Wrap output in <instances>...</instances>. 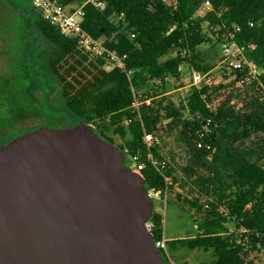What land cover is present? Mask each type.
Segmentation results:
<instances>
[{
    "label": "trees",
    "instance_id": "16d2710c",
    "mask_svg": "<svg viewBox=\"0 0 264 264\" xmlns=\"http://www.w3.org/2000/svg\"><path fill=\"white\" fill-rule=\"evenodd\" d=\"M58 2L70 11L83 7V28L126 56V70L108 71L103 58L83 50L77 38L29 7L33 26L54 45L45 69L59 85L62 110L99 128L131 162L137 156L138 163L146 166L134 169L146 179V188L160 191L164 199L167 195V203L194 219L196 234L168 239L172 253L182 247L211 253L213 260L201 264H248L252 252L264 249V0ZM207 2L208 11L198 18ZM231 41L243 47L244 55L260 70L258 81L243 85L249 98H242L240 108L233 103L232 86L241 72L233 75L231 83L226 76L220 84L192 85L180 106L159 96L172 90V79L182 78L184 64L199 74L211 71L215 62L208 53L215 50L223 55ZM150 84L153 88L147 89ZM52 95L46 102L49 111L56 112ZM28 100L32 99H24ZM38 103L29 114L0 106V138L5 144L35 128L33 120L52 119L38 114ZM208 119L210 131L201 137ZM163 121L187 153L185 178H179L161 156ZM145 132L154 134L158 143L149 148ZM116 137L123 139V145L115 142ZM199 141L204 142L202 147ZM176 185L182 192L168 198ZM187 204L195 210L194 216ZM150 221L157 242L166 236L163 216L153 211ZM160 252L165 263L170 262Z\"/></svg>",
    "mask_w": 264,
    "mask_h": 264
},
{
    "label": "water",
    "instance_id": "95a60500",
    "mask_svg": "<svg viewBox=\"0 0 264 264\" xmlns=\"http://www.w3.org/2000/svg\"><path fill=\"white\" fill-rule=\"evenodd\" d=\"M90 124L0 146V264H166L146 179Z\"/></svg>",
    "mask_w": 264,
    "mask_h": 264
},
{
    "label": "rangeland",
    "instance_id": "374dc122",
    "mask_svg": "<svg viewBox=\"0 0 264 264\" xmlns=\"http://www.w3.org/2000/svg\"><path fill=\"white\" fill-rule=\"evenodd\" d=\"M29 7H33L31 0H13V3L9 0H0V106L3 105L5 109H22L29 114L35 108V101L38 100V114L52 119H42V121L35 119L32 121L33 127L36 129L71 128L70 126L76 123V119L67 111L62 110L59 85L45 69V60L50 57L54 45L39 35L33 26L32 15L27 12ZM208 9V7L201 9L196 16L202 17ZM204 27L207 28L206 23H204ZM201 48L206 50L207 46ZM208 57L214 60L215 65L206 74H199L196 70L191 71L187 64L182 66V78L172 79L170 83L172 90L165 95H159L167 98L165 103L173 100L176 106H180L182 102H185L187 89L195 85V80H199L195 85L198 87L209 85L207 80L210 78L218 81V83L210 85L224 82L227 77L224 75L226 68L223 64L222 52L210 50ZM228 77L227 83L233 82L234 77ZM150 85L147 89L153 88L154 85ZM232 88L235 91L233 103L238 105L237 108H240L243 103L242 98H249L246 88L239 83H235ZM50 93L53 94L51 98L58 109L56 112L48 109L46 100ZM149 93L155 94L154 91ZM25 98L32 100L26 102ZM151 101L152 99H149L147 104ZM136 106H140V100ZM167 124V121L159 124L161 128V138H159L161 156L177 172L179 178H185L186 174L183 168L188 164V156L184 146L178 142L175 132L167 129ZM92 127L94 128V125ZM114 140L117 144L123 145L122 138L116 137ZM128 158L127 155L126 164L134 168ZM176 192H182L177 185L175 191L169 192L168 198L171 196L176 198ZM166 196L164 199L162 195L157 196L152 193L151 199L153 211L159 212L163 216L166 238L175 239L196 234L197 225L194 219L176 206L167 203ZM186 207L191 210L194 216L195 210H192L188 204ZM171 255L172 262L175 264H201L213 260L211 253L182 247L174 253L171 252ZM172 262H167V264H173ZM248 264H264V249L252 252Z\"/></svg>",
    "mask_w": 264,
    "mask_h": 264
},
{
    "label": "built area",
    "instance_id": "2783aa9c",
    "mask_svg": "<svg viewBox=\"0 0 264 264\" xmlns=\"http://www.w3.org/2000/svg\"><path fill=\"white\" fill-rule=\"evenodd\" d=\"M34 8L39 10L45 19L51 22L53 25L57 26L61 32L69 34L78 39L80 47L86 52L93 56L101 57L105 60V68L108 71H113L115 69L126 70V56H121L117 52L109 49L104 43L94 38L90 35L82 26V21L84 17L83 7H78L74 11L68 10L65 6L60 4L58 0H31ZM101 5V4H100ZM210 7V3L207 2L205 7ZM203 8V9H204ZM243 47L236 45L234 41L226 44L223 49V64L225 65L226 71H224L225 76L232 77L237 72L244 73L238 80L240 85H252L259 80L260 70L247 59L244 55ZM245 70H247L245 72ZM199 80H195L196 85ZM207 83L210 85L212 83H218L213 79H208ZM211 120L208 119L204 125V131L201 133V137L205 136L207 132L210 131ZM144 142L150 148L158 143V138L152 134L145 132ZM204 145L203 141L198 142V146L202 147ZM153 160V156L150 155ZM154 164L156 162L153 160ZM134 167L138 169H144V163H138V157H134V161L131 162ZM133 168V167H132ZM134 169V168H133ZM138 171L137 169H134ZM152 194V192H151ZM153 194L160 196L161 192L156 191ZM147 227L151 232L153 228V223L149 221ZM152 233V232H151ZM159 250H161L167 259L172 262V255L168 245V239L166 236L159 239L156 242ZM175 264V262H172Z\"/></svg>",
    "mask_w": 264,
    "mask_h": 264
},
{
    "label": "flooded vegetation",
    "instance_id": "af4514ba",
    "mask_svg": "<svg viewBox=\"0 0 264 264\" xmlns=\"http://www.w3.org/2000/svg\"><path fill=\"white\" fill-rule=\"evenodd\" d=\"M2 107H3V105H2ZM3 109H4V107H3ZM80 122V120H76V123L73 125V126H70V127H74L75 125H77L78 123ZM3 125V127H4V123L2 124ZM34 129V128H33ZM33 129H30V130H26V132H28V131H32ZM36 129V128H35ZM2 130L4 131V128H2ZM94 130H95V132L96 133H98V135L103 139V140H105V141H108L109 142V140H107V137L101 132V130L99 129V128H94ZM98 131V132H97ZM24 133V132H23ZM21 135V134H20ZM13 139V138H12ZM109 143H111V142H109ZM5 143H4V138H0V146H2V145H4ZM113 144V143H112ZM125 166H128L126 163H125ZM129 167V166H128Z\"/></svg>",
    "mask_w": 264,
    "mask_h": 264
},
{
    "label": "crops",
    "instance_id": "0c3cea01",
    "mask_svg": "<svg viewBox=\"0 0 264 264\" xmlns=\"http://www.w3.org/2000/svg\"><path fill=\"white\" fill-rule=\"evenodd\" d=\"M167 239H173V238H169V237H168Z\"/></svg>",
    "mask_w": 264,
    "mask_h": 264
}]
</instances>
